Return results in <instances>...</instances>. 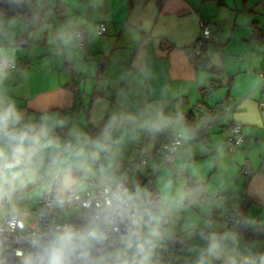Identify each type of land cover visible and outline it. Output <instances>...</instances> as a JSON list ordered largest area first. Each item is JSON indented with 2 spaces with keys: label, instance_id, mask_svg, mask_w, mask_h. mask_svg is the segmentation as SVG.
Returning <instances> with one entry per match:
<instances>
[{
  "label": "crops",
  "instance_id": "0c3cea01",
  "mask_svg": "<svg viewBox=\"0 0 264 264\" xmlns=\"http://www.w3.org/2000/svg\"><path fill=\"white\" fill-rule=\"evenodd\" d=\"M26 5L32 20V13L21 11L0 16V58L17 64L13 71L0 64V110L14 106L21 114L17 127L43 129L42 142L52 144L34 156L23 186L0 207V219L58 193L59 170L72 164L77 190L94 180L123 182L141 194L140 234L125 247L133 241L145 246L152 264H225L229 258L261 264L264 0H26ZM201 21L211 31L208 67L185 54L200 35ZM97 23L106 26L102 37L96 35ZM83 25L84 53L70 33ZM104 122L109 127L101 137L90 138L88 128ZM233 124L240 126L244 143L230 153L225 141ZM174 132L182 134L184 145L175 162L162 167L156 150ZM0 146L11 149L7 141ZM140 148L150 156L147 166L137 162ZM81 150L84 155L77 156ZM57 158L52 170L49 162ZM83 158H125L124 168L112 183L95 180L83 177L73 163ZM191 179L205 184L206 197L186 203ZM146 181L158 192L152 206L143 197ZM229 215L242 218L241 230L227 227ZM213 236L225 237L219 259L208 252ZM173 240L181 245L166 262L156 261Z\"/></svg>",
  "mask_w": 264,
  "mask_h": 264
},
{
  "label": "built area",
  "instance_id": "2783aa9c",
  "mask_svg": "<svg viewBox=\"0 0 264 264\" xmlns=\"http://www.w3.org/2000/svg\"><path fill=\"white\" fill-rule=\"evenodd\" d=\"M199 37L185 49V54L194 61L204 60L208 51V41L211 37L209 26L199 23ZM96 35L102 37L107 29L104 23L95 25ZM71 36L79 52L84 53L87 47V25L73 28ZM1 67L8 71L17 68V64L6 57L0 58ZM264 82V73L259 75ZM212 91V88L205 90V95ZM258 107L264 109V99L258 102ZM182 120L188 117L180 116ZM244 143L240 126L233 124L229 127L228 137L225 141L228 152L235 153ZM184 145L180 132L165 135L160 146L156 150L162 167H170ZM71 142L66 140L65 147H70ZM150 161L145 148H140L137 162L140 166H147ZM50 168L55 169L54 160L49 162ZM245 176L251 172L245 170ZM114 193H122L121 207H116L113 199ZM9 204L6 196L0 200V207ZM76 209L78 211H70ZM143 210L141 194L136 188H131L123 182L115 184H97L94 180H87L84 190L72 188L65 193H46L37 200V208L34 213L11 212L0 219V264H24L29 255L35 258L41 251V245L34 246L31 240L35 237L48 238L59 226L72 225L78 228H97L103 238L92 241L90 247L85 249V258L89 264H95L99 256L110 255L111 253L122 252L127 240L136 238L140 234L141 219ZM28 218V220H26ZM228 228L239 231L242 228V218L239 215H229L225 218ZM177 247L181 241L176 240ZM172 244H168L156 255V261L166 262L172 255Z\"/></svg>",
  "mask_w": 264,
  "mask_h": 264
},
{
  "label": "clouds",
  "instance_id": "9594fccd",
  "mask_svg": "<svg viewBox=\"0 0 264 264\" xmlns=\"http://www.w3.org/2000/svg\"><path fill=\"white\" fill-rule=\"evenodd\" d=\"M21 114L14 106H8L0 110V141H7L11 145L10 151L0 146V200H3L9 193L19 186H23L24 179L29 165L39 149L51 146L52 141L42 142L46 137L43 129L33 133L29 129L18 128ZM83 156V151L76 153ZM72 164L59 170L58 183L61 191L71 190L76 181L72 177ZM122 193H114L113 199L116 207L120 208ZM103 238V234L97 228L84 229L65 225L57 227L50 237L44 239L35 237L31 240L32 245H41V251L33 258L29 255L25 258L24 264H89L85 258V249L90 247L92 241ZM225 237L213 236L208 247V252L217 259L223 251L222 241ZM143 249L141 248V251ZM146 259V257H145ZM143 264V261H141ZM203 264V262H201ZM225 264H237L236 259L229 258ZM243 264H255L254 260L245 259ZM261 264H264V257H261Z\"/></svg>",
  "mask_w": 264,
  "mask_h": 264
},
{
  "label": "rangeland",
  "instance_id": "374dc122",
  "mask_svg": "<svg viewBox=\"0 0 264 264\" xmlns=\"http://www.w3.org/2000/svg\"><path fill=\"white\" fill-rule=\"evenodd\" d=\"M95 159V161H93ZM125 158H120V161L116 158H83L82 162H73L76 165H80L79 171H83V177L93 178L95 180L105 179V181L112 183L113 182V175H115L116 171H122L124 168V163L121 161ZM137 159V158H136ZM59 159H56V165L58 164ZM84 165V166H83ZM86 167V168H85ZM73 171V170H72ZM72 174V173H71ZM112 179V180H111ZM48 186H46L47 188ZM43 188L36 187L33 191V197L35 195H39ZM44 189V188H43ZM59 194L64 191H61L60 188L57 190ZM35 201V200H34ZM30 202L31 204L22 208V212H30L34 213L37 208V201ZM70 211H78L76 209H70ZM28 220V218H26ZM141 248L143 249L141 251ZM149 251L145 248V246H139V244L135 241L128 243L126 247L123 249L122 252L119 253H111L110 255L106 256H99L95 262V264H147L148 262L152 264V261L148 259L147 254ZM153 255V253H151ZM150 254V255H151ZM146 257V259H145Z\"/></svg>",
  "mask_w": 264,
  "mask_h": 264
},
{
  "label": "trees",
  "instance_id": "16d2710c",
  "mask_svg": "<svg viewBox=\"0 0 264 264\" xmlns=\"http://www.w3.org/2000/svg\"><path fill=\"white\" fill-rule=\"evenodd\" d=\"M20 1L22 3V8L20 11L26 13L28 16L32 12L30 11L29 7L26 5V0H20ZM9 2L10 0H0V16H11L17 12L16 10L10 8ZM195 62L197 64L203 65L204 67L209 66L208 62H206L205 59ZM188 121H190V118L188 119ZM108 127H109V123L106 122L102 123L98 127H89L88 128L89 137L99 139L102 133L106 131ZM50 193H53V191H51ZM185 193H186V203H189L193 199L200 201L204 197H206L205 184H203L198 180L191 179L185 187ZM143 197L144 200L148 203V205L152 206L153 204H156L158 202L159 200L158 192L153 183H148V181H146V186L143 191ZM245 238L248 239L250 237L248 235H245ZM169 244H172L173 247H177L176 240L171 241Z\"/></svg>",
  "mask_w": 264,
  "mask_h": 264
},
{
  "label": "water",
  "instance_id": "95a60500",
  "mask_svg": "<svg viewBox=\"0 0 264 264\" xmlns=\"http://www.w3.org/2000/svg\"><path fill=\"white\" fill-rule=\"evenodd\" d=\"M9 6L11 9H14L16 11H20L22 8V3L18 0H10ZM29 19L32 20V14L29 15Z\"/></svg>",
  "mask_w": 264,
  "mask_h": 264
}]
</instances>
